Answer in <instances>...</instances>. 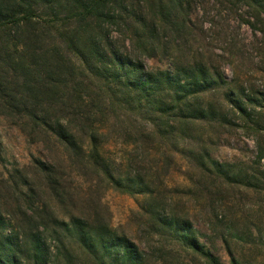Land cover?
<instances>
[{
  "label": "trees",
  "instance_id": "1",
  "mask_svg": "<svg viewBox=\"0 0 264 264\" xmlns=\"http://www.w3.org/2000/svg\"><path fill=\"white\" fill-rule=\"evenodd\" d=\"M255 76L264 79V0H0V119L60 149L75 177H89L87 195L105 184L141 197L147 234L174 245L151 261L99 200L74 214L61 165L34 159L0 178V264H224L167 196L178 160L189 185L176 193L215 212L228 264H264V220L244 214V199L264 205ZM227 133L252 141V160L213 158Z\"/></svg>",
  "mask_w": 264,
  "mask_h": 264
},
{
  "label": "rangeland",
  "instance_id": "2",
  "mask_svg": "<svg viewBox=\"0 0 264 264\" xmlns=\"http://www.w3.org/2000/svg\"><path fill=\"white\" fill-rule=\"evenodd\" d=\"M232 31L237 36L238 41H244L247 46L252 42L253 36L246 27L241 26L237 29V24L235 23L232 26ZM144 62L148 68H166L168 64L167 61L160 63L156 59H146ZM223 71L225 77L230 79V70L224 67ZM253 82L255 85H262L264 87V79L258 78V76L253 78ZM109 153L113 159L119 161L121 157L119 146H110ZM254 153L255 148L252 141L244 138L239 133L222 134L216 139L215 145L212 147L213 158L220 162L250 161L253 159ZM34 159H40L46 163L55 162L61 165V168L65 172L71 194L69 207L72 206L70 209L74 214L87 215L89 213L88 204L90 202L88 198H91L95 202L99 200L108 212L110 225L132 239L151 261L161 253L165 251L169 252V250L173 249L174 245L168 238H151L147 234V230L143 225L144 219L140 215L141 197L120 194L108 189L105 184H101L97 188L98 193L96 195H87V181L89 177H75V172L68 167L65 155L60 149L50 144L29 143L25 135L10 121L0 119V178L8 175L15 168L27 167L31 170L30 165ZM177 162L178 164L172 169L165 183L167 196L173 198L174 201L178 198L176 211L188 212L194 228L199 231L200 242L205 244L224 264H228L229 256L220 238V232L224 227L220 226V219L216 218L212 208L203 205L202 200L182 199L180 201L181 197L176 192L181 187L189 185V182L183 173L179 172V169H184L185 164L180 160ZM256 202L258 201L251 200V198H248V200L244 199V214L247 213L248 215H246L250 217L253 213L249 211L253 207V210H259V216L264 220V205L256 209V206L259 205ZM228 215L234 218V215L232 216L231 213ZM175 261L170 256L166 264H174Z\"/></svg>",
  "mask_w": 264,
  "mask_h": 264
}]
</instances>
